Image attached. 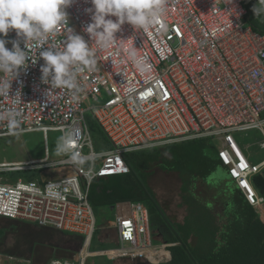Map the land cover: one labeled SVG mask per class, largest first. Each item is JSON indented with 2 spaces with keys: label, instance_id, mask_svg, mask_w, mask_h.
Returning <instances> with one entry per match:
<instances>
[{
  "label": "built area",
  "instance_id": "1",
  "mask_svg": "<svg viewBox=\"0 0 264 264\" xmlns=\"http://www.w3.org/2000/svg\"><path fill=\"white\" fill-rule=\"evenodd\" d=\"M92 7L86 0H75L66 9L68 26L49 41L61 46L69 27L91 46L83 29L92 22L87 12ZM166 7L167 31L136 33L125 24L117 40L135 36L133 42L97 51L95 70L82 74L85 91L79 102L59 89L52 101L47 99L50 86L42 83L40 71L44 61L39 49L30 52L37 63L29 60L28 68L12 81V94L22 89L24 102L17 105L23 129L18 135L41 132L47 157L0 163V217L77 235L84 247L90 246L97 217L89 196L97 180L128 174L129 153L199 139L218 141L220 147L214 148L221 164L247 203L256 209L264 206L253 182L264 173V160L252 162L236 140V134L249 131L264 137V34L246 25L244 0H166ZM7 39H17L14 30ZM133 44L150 71L141 73L125 51ZM7 47L11 49V43ZM128 87L133 91L128 92ZM10 106V99L0 98V110ZM89 119L103 131L111 148L95 151ZM70 128L79 130V148L88 160L82 167L67 156L60 160L49 156L48 132L63 135ZM13 136L6 122H0V138ZM260 148L264 150V140ZM33 170L68 172L46 180L5 178L8 173ZM50 181L69 189L64 199L48 197ZM117 211L113 224L122 247L106 254L148 258L154 247L148 209L141 203H125L117 205Z\"/></svg>",
  "mask_w": 264,
  "mask_h": 264
},
{
  "label": "clouds",
  "instance_id": "2",
  "mask_svg": "<svg viewBox=\"0 0 264 264\" xmlns=\"http://www.w3.org/2000/svg\"><path fill=\"white\" fill-rule=\"evenodd\" d=\"M75 0H0V98L10 99L11 106L0 110V122H6L9 135H18L23 131L22 112L17 105L23 102L22 89L12 94V81L18 80L21 70L28 68L32 59L30 52L39 49V59L44 61L40 71L41 81L49 85L47 99L52 101L56 90L67 91L73 102H79L85 91L81 77L85 72L94 71L97 65V51L108 50L117 44L126 45L134 41L135 36L127 40H117L125 24L131 25L136 33L149 34L153 29L167 31L166 0H86L92 4L87 9L91 23L83 29L91 38L92 44L68 27L69 35L61 46L49 41L62 28L68 26L66 9ZM234 3V0H230ZM260 6H254L255 16L264 15V0ZM115 18L112 19V18ZM15 31L17 39H7ZM11 43L9 49L7 45ZM23 43L24 47H21ZM141 72L150 71L146 58L137 57V49L125 48ZM132 92L131 87L127 88ZM79 130L70 128L61 135L56 143L55 154L67 156L78 167L88 163L79 148ZM8 138V137H6ZM68 179V178H67ZM65 179V180H67ZM69 191L56 181L48 184L47 195L56 200L64 199Z\"/></svg>",
  "mask_w": 264,
  "mask_h": 264
},
{
  "label": "trees",
  "instance_id": "3",
  "mask_svg": "<svg viewBox=\"0 0 264 264\" xmlns=\"http://www.w3.org/2000/svg\"><path fill=\"white\" fill-rule=\"evenodd\" d=\"M244 6L247 10L245 21L251 22L255 31L264 34V28L261 29L259 24L264 22V18L261 15L255 16L252 11L254 0H244ZM130 154L137 157L136 166L128 156ZM217 155L212 143L204 139L169 145L165 149L154 148L129 153L125 159L130 172L107 179L103 182L101 191L92 187L90 198L98 206L125 201L147 203L153 197L141 179L140 172L144 178L156 166L167 173L176 172L183 182L184 198L190 207V217L186 227L181 230L180 244L169 249L172 253L169 264H264V223L258 210L247 203L236 186L231 188L232 193L234 190L231 202L236 207L233 214L235 220L232 222L231 234L225 235L226 246H221L220 249H216L218 242L215 240L218 227L209 222V217L204 219L199 202L189 191L193 182L200 180L205 183L218 168H224ZM253 182L260 196L264 198V173L255 176ZM203 221L209 225L202 228L200 243L193 249L188 246L189 237L196 233L199 235L198 226Z\"/></svg>",
  "mask_w": 264,
  "mask_h": 264
},
{
  "label": "rangeland",
  "instance_id": "4",
  "mask_svg": "<svg viewBox=\"0 0 264 264\" xmlns=\"http://www.w3.org/2000/svg\"><path fill=\"white\" fill-rule=\"evenodd\" d=\"M255 6H260L259 0H254ZM264 18V15H261ZM254 18H252L253 20ZM264 20V19H263ZM247 26H251V22L245 21ZM261 29L264 28V22L259 23ZM89 115V114H88ZM90 118H92L89 115ZM89 126L91 131L92 140L94 143L95 151H105L111 148L110 142L104 135L103 131L98 127V125L89 119ZM61 136L59 132L52 131L48 132V145L50 148V159L51 160H60L63 156H57L55 154V147L58 138ZM212 145L218 149L220 144L216 140L208 139ZM236 140L242 147H247L250 152V158L254 163H258L264 160V150L260 148V143L264 140V137L259 131H249L236 134ZM169 146V145H166ZM166 146L158 147V149H165ZM211 153V152H210ZM128 155L130 159L132 158L133 165H137V157L135 155ZM47 157L46 154V143L44 141V135L41 132H32L27 134L15 135L8 138H0V163L3 162H24L29 160H41ZM154 167V170L151 171L150 175L144 178L142 172H140L141 179L145 183L146 187L149 189L152 199L147 201V205L151 210V215L153 221L156 222V219L160 222L161 220L168 226L166 212L163 207L167 206L169 211L171 207L179 206L183 201L185 193L183 191V182L177 173L167 174L162 170ZM36 171V170H33ZM41 173L39 172H27V173H11L9 176L21 177V178H30V180H36L39 178ZM47 178V176H44ZM150 184V185H149ZM233 182L227 174L225 168H218L214 174L208 179L207 182H198L191 185L189 188L190 193L195 195L197 198L202 200L212 199V194L207 191L215 193L219 191L218 187H222L220 190L228 193H232L231 188L233 189ZM150 186V188H149ZM221 196H218V202L224 204L228 203L224 197V193H221ZM232 199V198H231ZM230 202V201H229ZM97 222L100 223V220L112 215L109 209L106 208H95L94 209ZM21 222V221H18ZM36 228L32 227L31 230H28L21 223L13 222L8 219L0 218V255L4 257L7 255L12 258L21 257L24 255L21 250L26 251L25 256L31 254V245L30 242L36 239ZM60 234V233H59ZM65 234L62 233L55 241V245H50L45 247L43 254H39L37 260L34 262L37 264H50L53 260H64V259H74L82 246V241L80 238H75L69 235H66V241H63ZM8 238V239H7ZM100 235L96 234L94 241L92 243V249L96 250L99 248H108L115 247V245H106L102 246L100 243ZM24 247L21 249V247ZM88 249V245H87ZM1 255V257H2ZM8 260V259H7ZM23 260V259H22ZM18 260L9 259L6 263L0 264H24ZM69 261V260H65ZM49 262V263H48ZM129 262V261H128ZM130 263V262H129ZM87 264H114L106 258H93L87 262ZM116 264V263H115ZM131 264V263H130Z\"/></svg>",
  "mask_w": 264,
  "mask_h": 264
},
{
  "label": "crops",
  "instance_id": "5",
  "mask_svg": "<svg viewBox=\"0 0 264 264\" xmlns=\"http://www.w3.org/2000/svg\"><path fill=\"white\" fill-rule=\"evenodd\" d=\"M194 141L195 140H193V142ZM188 142H190V141H188ZM242 148H243L244 152L249 157H251L248 148L247 147H245V148L242 147ZM216 157L220 161L218 155ZM250 160H251V158H250ZM220 163H221V161H220ZM157 168H159V167H157ZM159 170H161V169L159 168ZM32 172L41 173L40 177L36 178V179L46 180L49 178L58 177L60 175L66 174L68 171H65V170H57V171L36 170V171H32ZM165 173H167V172H165ZM173 173H176V172H171V173H167V174H173ZM44 176H47V178H45ZM11 177H13V176H11ZM178 177H179V174H178ZM5 178L9 179V173L6 174ZM109 178H112V177H109ZM109 178L97 180L95 182L93 188H96V189H98V191H101L103 189V182L107 181V179H109ZM26 179H30V178L28 177ZM197 181L202 182L200 180H197ZM195 183L196 182H194V184ZM232 186H236L234 182H233ZM149 188H150V186H149ZM221 188L222 187H220V188L218 187L219 191L216 190L215 193H212L211 191H207L210 194H212V199L202 200L200 198H197L193 194L194 198L197 199V201L199 202V205L201 206V212L204 213V219L209 217V219H208L209 222L214 223V225L216 227H218L216 230L217 234H216V239H215L218 242L216 249H220L221 246H222V248L224 246H226L225 235L227 233L231 234L232 222L235 220L233 214L236 211L235 210L236 207L234 208L232 205V202H231V198L233 199L234 190H233V193H228L227 191H225V192L221 191L220 190ZM221 193H224V195H225L224 197L226 198V201L228 200V203L226 202V203L222 204V203L217 201L218 200L217 197L221 196L222 195ZM89 201H90V203L94 209L95 208H106V209H109V211L112 213V215L110 216V218L106 217L103 220H100V223L97 222V230L93 236V239L91 241L90 246H88V250H87L88 252L87 253L84 252L86 250V247H84V240L82 237H79V236L73 235V234L64 233L65 236L63 235L64 236L63 241H66V235H69V236H72L75 238H80L82 241V246H81V249L79 251V254H77L74 259H64V260L79 262V264H87V262L89 260H91L93 258L100 257V258H106L110 262L111 261L114 262V264L115 263L116 264H130V263L131 264H169L172 260V253L170 252L169 249H170V247H172L174 245L180 244V242H181L180 241L181 230L183 229V227L184 228L186 227L187 221L189 220V217H190V215H189L190 207H189V204H187V200L185 201V198L183 199L182 203H180L179 206L170 208V210H176V211H169V208H167V206L163 207V209L166 212L168 226H166V224L161 220V218H160V222L157 219H156V222H154L152 215H151V211H150L147 203H144V202L125 201V202H118V203H114V204H110V205L98 206L91 200L90 196H89ZM125 203H141V204L145 205L149 211V215H150V219H151L150 224H151V231H152V238H153L154 247L149 251L148 258H145V259H130V258H122V257L113 258V257H109L106 254L107 251L116 250V249L122 247V245L118 239L117 229L114 227L113 222L115 221L116 215L118 214L117 205L125 204ZM256 210H258V212L260 214L261 221L264 223V213H263L264 208L260 207L259 209H256ZM0 218H2V217H0ZM4 219H6V218H4ZM8 220H10V219H8ZM11 221L14 222L15 220H11ZM206 221L200 222V225L198 226L199 235H197V233H196V234H192L189 237L188 246H190L191 248L195 249L199 245L200 240H201L200 236H202V228L204 226L209 225ZM15 222L21 223L28 230H31L32 227L36 228L35 230H36L37 235L35 236L36 239L33 240L32 242H30L31 254H28L29 256H25L26 251H24V250H21V252H23L24 255H21V257H18V258H12L13 256L9 257L7 255L5 256L6 259H13L15 261L16 260L21 261L23 259L22 262L24 264H37V262H34V260L35 259L37 260L39 254H43L45 247H48L50 245H55V243H56L55 241L58 240L57 238H61L59 235L60 234L62 235V232L57 231L53 228L40 227L38 225H35L32 223H27V222H18V221H15ZM212 228L215 229L214 227H212ZM97 233H99V235H100L99 243L102 246L115 245V247L99 248L96 250L92 249V243H93L94 238H95ZM0 242H1V240H0ZM23 248L24 247L22 246L21 249H23ZM81 253H83L85 256L80 257Z\"/></svg>",
  "mask_w": 264,
  "mask_h": 264
},
{
  "label": "bare ground",
  "instance_id": "6",
  "mask_svg": "<svg viewBox=\"0 0 264 264\" xmlns=\"http://www.w3.org/2000/svg\"><path fill=\"white\" fill-rule=\"evenodd\" d=\"M261 208H264V206H262ZM263 213H264V210H263ZM86 247V250L84 251L85 253H87L88 251V249H87V245L85 246ZM155 253V252H154ZM89 255V254H88ZM0 260H1V263H6L7 261H9V259L7 260L5 257H1L0 256Z\"/></svg>",
  "mask_w": 264,
  "mask_h": 264
}]
</instances>
